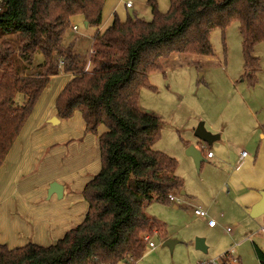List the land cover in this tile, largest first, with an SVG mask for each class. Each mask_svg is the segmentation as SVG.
I'll return each instance as SVG.
<instances>
[{"label":"trees","instance_id":"16d2710c","mask_svg":"<svg viewBox=\"0 0 264 264\" xmlns=\"http://www.w3.org/2000/svg\"><path fill=\"white\" fill-rule=\"evenodd\" d=\"M106 0H0V168L56 69V61L72 72L74 47L64 46L82 16L99 27ZM153 20L115 21L93 39L92 71L75 75L56 101L57 116L69 120L80 113L86 132L98 134L101 170L85 186L88 212L82 224L64 238L44 247L30 243L10 249L0 243V264H136L148 251L146 237L163 234L165 224L149 216L144 206L168 204L180 195L184 181L179 163L154 149L163 124L141 110V89L150 75L162 69L161 60L173 54L212 56L211 34L239 23L243 38L245 74L250 86L261 70L255 48L264 43V0H171L163 14L148 0ZM18 37V46L5 37ZM33 65L44 57L42 74L19 76L14 57ZM264 264V253L257 248ZM230 253L221 264H233Z\"/></svg>","mask_w":264,"mask_h":264},{"label":"rangeland","instance_id":"374dc122","mask_svg":"<svg viewBox=\"0 0 264 264\" xmlns=\"http://www.w3.org/2000/svg\"><path fill=\"white\" fill-rule=\"evenodd\" d=\"M127 1L106 0L103 19L109 18V25L115 19L125 22L129 17L147 22L153 20L148 0H133L134 6L131 9L126 8ZM156 1L161 13L169 12L171 0ZM72 25L77 26L79 32L69 29L65 43L76 42L79 38L81 53H89L93 48L91 38L81 37L88 30L83 17H74ZM104 28L101 25L90 27L95 35ZM4 40L14 42L16 47L19 45L17 36L5 37ZM211 44L214 53L206 56L205 60H186L184 65L174 66L167 64L188 59L186 56L194 58L192 56L197 55L173 54L162 59V69L154 71L150 75V86L141 89V110L158 116L163 124L161 137L154 149L178 161L177 175L184 181L183 191L186 195L180 194L182 204L177 208L172 202H153L144 206L145 212L165 224L166 229L163 234L154 233L150 236L155 248L148 246L147 253L136 264H218L226 253L232 254L233 264L235 260L239 264H262L257 248L264 253V233H261L264 215L254 219L250 212L243 215L231 206L230 199H227L232 195L228 193L230 186H226V175L217 164L221 147L218 148L216 144L220 135L213 133L211 127L222 129L223 122L239 114L237 106H243L246 111L249 106V120L252 123L251 129L255 130V139H264V126L256 124L257 119L264 121V43L259 44L255 50L261 70L254 87L242 79L245 60L239 23L234 22L225 32L220 29L213 31ZM199 57L202 56H197L196 59ZM16 58L17 56L14 57V64ZM44 61L43 55L39 53L33 66L43 65ZM50 90H53V85L47 88V91ZM200 125L214 138L213 142L201 143L195 137V130ZM101 129L106 131L105 126H101L99 130ZM190 146H197L205 157L206 161L202 163L200 170L193 158L186 154ZM243 146L244 142L239 140L231 157L240 153ZM245 150L248 151L247 148ZM208 152L216 157L208 158ZM197 207L207 211L210 218L218 222L216 229L206 227L209 219L195 215L193 209ZM198 238L205 240L207 252L197 250ZM168 239L177 241L172 251L164 246Z\"/></svg>","mask_w":264,"mask_h":264},{"label":"crops","instance_id":"0c3cea01","mask_svg":"<svg viewBox=\"0 0 264 264\" xmlns=\"http://www.w3.org/2000/svg\"><path fill=\"white\" fill-rule=\"evenodd\" d=\"M108 19L102 17L101 26L105 27L102 31L110 26ZM86 28L87 32L81 37L91 38L93 46L95 32L89 26ZM73 31L78 33V27L77 31ZM66 38L67 33L64 46L72 45L76 54L73 71H65L61 59L56 61V69L49 84L53 85V90L46 89L43 92L0 168V243L10 249L30 243L51 246L64 238L69 230L82 224L88 212L83 190L101 170L99 137L105 130H99L98 134L87 133L80 113L69 120L57 116L56 101L66 85L76 74L94 68L90 59L93 48L89 53H81L78 44L80 39L65 43ZM192 57L186 56L188 59L167 65L182 66L186 60L200 61L205 60L206 56L198 59L197 56ZM16 59L18 75L37 76L42 73L44 64L34 67L25 63L19 55ZM247 108L246 111L243 106H237L236 111L241 115L237 114L223 122L222 129L211 127L213 133L220 135L216 144L218 148L221 147L217 164L226 175V186H230L228 193L232 195L227 199L243 215L251 214L264 191V139L256 141L255 130L251 129L249 120V106ZM54 117L59 119V125L50 122ZM256 124L263 127L264 121L257 119ZM239 140L244 142V146L232 158ZM243 152L248 153L246 158H242ZM215 157L213 154L210 159ZM54 182L64 186L62 199L57 198V195L48 197V190ZM206 224L210 230L218 227L210 228Z\"/></svg>","mask_w":264,"mask_h":264},{"label":"water","instance_id":"95a60500","mask_svg":"<svg viewBox=\"0 0 264 264\" xmlns=\"http://www.w3.org/2000/svg\"><path fill=\"white\" fill-rule=\"evenodd\" d=\"M85 26L88 27L89 24L86 22ZM50 122L53 125H59V123H60V121L57 117L52 118ZM195 137L197 139H199V141L201 143H211L214 140V138L209 133L206 132L203 125H200L195 130ZM186 154L189 157L193 158L197 169L200 170L202 163L206 161L205 157L203 156L201 149H198L197 146H190L186 150ZM53 195H57V197L59 199H62L63 195H64V186L57 183V182L52 183L50 185L49 190H48V197L51 198ZM181 195H185V191H183L181 193ZM261 195H262L261 201L259 203H257L255 206H253V208L251 210L250 215L254 219H257V218L264 215V191L261 192ZM176 243H177V241L168 239L167 241H165L164 246L169 247L172 251L174 249ZM196 248H197V250L207 252V246H206L205 240L202 238H198L196 240Z\"/></svg>","mask_w":264,"mask_h":264},{"label":"built area","instance_id":"2783aa9c","mask_svg":"<svg viewBox=\"0 0 264 264\" xmlns=\"http://www.w3.org/2000/svg\"><path fill=\"white\" fill-rule=\"evenodd\" d=\"M133 6H134L133 0H128L126 2V8L130 9V8H133ZM73 29L75 31H77V27L76 26H74ZM62 64H64V62H62ZM247 155H248L247 152H243L242 153V158H246ZM211 157H213V153L209 152L208 153V158H211ZM169 201L174 203L177 206H180V204H182V199L177 194H171L170 197H169ZM193 210H194L195 215H197L198 217H200L202 219H209L208 226L210 228H216L218 226V222L215 219L210 218V215H209V213L207 211H205V210H203L201 208H194ZM228 231H231V229H228ZM261 232H264V227L261 228ZM146 240L149 243V247L154 249L155 248V244H154V242L150 241V237H146ZM221 262H222V259H221V261L218 264H221ZM235 263H237V260H235ZM200 264H217V263L216 262H206V263L202 262Z\"/></svg>","mask_w":264,"mask_h":264}]
</instances>
